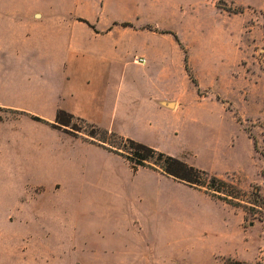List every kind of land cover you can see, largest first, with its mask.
Here are the masks:
<instances>
[{
    "label": "crops",
    "instance_id": "0c3cea01",
    "mask_svg": "<svg viewBox=\"0 0 264 264\" xmlns=\"http://www.w3.org/2000/svg\"><path fill=\"white\" fill-rule=\"evenodd\" d=\"M48 1L0 0V187L27 189L33 183L26 177L34 176L47 178L44 184L54 189L71 185L90 190L86 178L102 166L95 154L82 151H98V157L122 166L134 182L130 188L139 203L123 195L126 186L110 191L139 226L143 191L151 193L145 199L154 206L152 192L174 179L159 170L134 168L97 139L55 128L57 110L156 149L161 140L173 142L178 153H167L187 155L186 130L192 123L202 127L207 109L180 108L186 101L184 90L191 86L184 58L198 82L195 87L213 88L199 78L193 58L204 55L216 82V64L237 63L241 32L245 25L257 26L247 9L261 12L264 20V0H227L243 7L231 14L217 7L216 0ZM223 48L231 49L230 57L217 53ZM54 156L55 164L43 168L42 161ZM80 156L84 162L79 170L74 164ZM33 161L43 169L33 171ZM53 177H63V185ZM204 215L201 220L183 213L179 223L190 239L204 235L211 248L220 241L221 249L234 254L242 239L231 237L228 218L210 211Z\"/></svg>",
    "mask_w": 264,
    "mask_h": 264
},
{
    "label": "rangeland",
    "instance_id": "374dc122",
    "mask_svg": "<svg viewBox=\"0 0 264 264\" xmlns=\"http://www.w3.org/2000/svg\"><path fill=\"white\" fill-rule=\"evenodd\" d=\"M47 3L55 5L56 1ZM216 5L229 14L243 11L242 6L227 0H216ZM247 12L251 20H258L257 26L245 25L241 32L237 63L216 64V82L209 74L204 55L200 53L193 58L199 78L214 87L199 89L190 79L191 86L184 90L186 101L180 108H206L207 120L202 127L195 128L192 123L186 130L184 144L189 152L176 157L234 181L245 191L242 199L254 202L255 197L250 195L252 186H258L264 196V20L257 10L247 9ZM217 39L222 40L220 34ZM217 53L230 57L231 49H218ZM190 75L198 85L191 70ZM73 124L78 129L74 130L76 135L91 137L89 125L77 120ZM95 138L122 147L119 140L102 131ZM159 146L157 150L162 152L178 153L173 142L161 140ZM82 152L95 154L96 164L103 167L87 176L93 187L90 190L77 191L65 184L66 190L60 186L54 189L53 185L44 184L47 178L34 176L26 177L33 183L27 189L0 187V264H230L233 261L255 264L260 259L264 261V215L263 220L254 217L249 222L244 219L241 207H232L184 183L179 186L175 183L179 181L174 179L175 182L161 184L158 192H152L154 206L150 205L149 198L145 199L151 193L143 191L142 220L137 226L131 211L120 208V200L110 191L126 186L128 192L123 195L131 203H139L130 188L134 182L123 172L124 168L98 157V151ZM83 157H76V169H81ZM55 162L56 156L54 160L42 161L43 168ZM32 166L33 171L41 168L35 161ZM53 179H57L55 184L63 185V177ZM40 185L44 187H37ZM208 198L223 206L210 204L206 201ZM255 209L261 211H256L255 216L264 214L263 207L255 206ZM207 211L228 218L231 237L244 241L237 244L234 254L221 249L220 241L213 242L214 248H211L204 235L190 239L179 223L183 222V213L203 220ZM215 245L219 247L216 250Z\"/></svg>",
    "mask_w": 264,
    "mask_h": 264
},
{
    "label": "trees",
    "instance_id": "16d2710c",
    "mask_svg": "<svg viewBox=\"0 0 264 264\" xmlns=\"http://www.w3.org/2000/svg\"><path fill=\"white\" fill-rule=\"evenodd\" d=\"M228 10V9H227ZM230 11V10H228ZM235 13L241 11H234ZM122 26H131L128 22H122ZM150 28V27H148ZM151 29V28H150ZM185 69L191 79V81L197 86L195 79L190 75V70L187 64L186 56L184 58ZM31 118L37 121L42 119L38 116L31 115ZM73 120H77L86 125L90 126V132L88 133L91 138H95V135L102 131L106 134H109L113 138L121 142L122 147L114 146L108 143L105 140H99L106 145H103L105 148L113 150L114 152L125 157L129 162H131L134 168L136 167H148L154 170H159L161 173L172 177L173 179L182 182L188 186L198 188L203 190L205 193L209 194L212 198L223 201L224 203L232 207H241L245 212L244 219L249 222L252 221V218L257 217L259 220H263V215L255 216L256 211L261 213V211L255 209V206L263 207L264 205V196L260 194V188L258 186H252V191L250 195H253L254 202L246 201L242 199L245 191L238 186L234 181L224 179L216 174L210 173L205 169L199 168L191 163H188L182 158L170 155L168 153L157 150L154 147L146 145L144 143L135 141L128 137H123L117 133L109 132L107 130L100 129L99 127L85 121L82 118H78L70 114L69 112L59 109L56 113L55 122L53 124L55 128H62L67 133L76 135L74 130L75 124ZM230 264H242L239 261H233ZM255 264H264V261L261 259L258 260Z\"/></svg>",
    "mask_w": 264,
    "mask_h": 264
}]
</instances>
